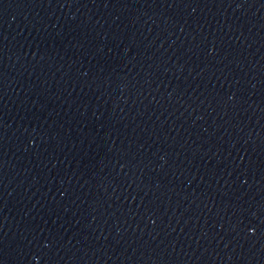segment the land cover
Returning <instances> with one entry per match:
<instances>
[{"label":"water","instance_id":"1","mask_svg":"<svg viewBox=\"0 0 264 264\" xmlns=\"http://www.w3.org/2000/svg\"><path fill=\"white\" fill-rule=\"evenodd\" d=\"M0 264H264V0H0Z\"/></svg>","mask_w":264,"mask_h":264},{"label":"snow or ice","instance_id":"2","mask_svg":"<svg viewBox=\"0 0 264 264\" xmlns=\"http://www.w3.org/2000/svg\"><path fill=\"white\" fill-rule=\"evenodd\" d=\"M251 231H253V232H254V231H255V229H251Z\"/></svg>","mask_w":264,"mask_h":264}]
</instances>
